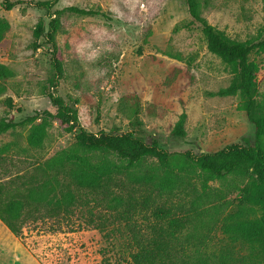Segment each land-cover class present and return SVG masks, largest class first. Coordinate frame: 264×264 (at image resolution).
<instances>
[{
    "label": "rangeland",
    "instance_id": "374dc122",
    "mask_svg": "<svg viewBox=\"0 0 264 264\" xmlns=\"http://www.w3.org/2000/svg\"><path fill=\"white\" fill-rule=\"evenodd\" d=\"M11 1L20 3L6 9L0 0V63L14 71L13 77L0 81L5 87L0 92V119L13 117L22 122L38 112L54 111L46 93L53 91L76 110L80 125L92 133L132 131L168 152L195 155L254 143V126L238 109L240 94H209L228 86L233 75L208 50L186 0H59L52 13L78 6L101 10L110 19L61 17L56 40L64 73L55 89L48 80L50 54L44 38L40 49L31 47L36 24L44 20L48 29V11L37 6L47 0ZM198 1L203 17L231 38L246 41L260 36L262 0ZM250 59L263 69L260 103L264 99V53L253 52ZM7 98L13 100L12 107L7 106ZM183 112L186 135L177 137L172 130ZM49 122L47 137L39 147L28 144L31 124H19L0 134V184L9 174L74 143L76 132H67L58 120ZM248 181L247 176L230 174L210 181L206 193L196 176L171 191L151 193L137 187V198L149 195L151 199L130 219H115L99 207L94 212L108 218L105 231L86 226L85 212H77L70 230L55 231L58 222L54 220L27 224L24 242L41 264H123L136 249L134 234L149 238L152 225L159 221L155 211L165 206L171 207L173 215L190 220L182 230L185 252L179 264H248L250 246L231 240L222 230L228 213L244 217L255 213L256 206L243 195ZM127 190L118 192L126 194ZM105 257L107 262H103Z\"/></svg>",
    "mask_w": 264,
    "mask_h": 264
},
{
    "label": "trees",
    "instance_id": "16d2710c",
    "mask_svg": "<svg viewBox=\"0 0 264 264\" xmlns=\"http://www.w3.org/2000/svg\"><path fill=\"white\" fill-rule=\"evenodd\" d=\"M58 2H37V6L48 11L50 21L48 29L44 20L36 24L31 44L34 50H38L41 48L40 40L44 38L48 45L51 65L48 80L54 89L64 73L61 50L56 40L61 17L71 14L110 19L101 10L78 6H67L52 13L51 9ZM262 2L264 6V0ZM19 3L2 0L6 9H12ZM186 3L192 20L199 24L208 50L221 58L233 75L228 86L209 94L220 97L240 94L238 109L246 113L254 126V143L231 144L219 151L198 155L189 151L171 153L156 141L147 143L132 131L121 134L89 132L80 125L74 108L53 91H47L54 111L38 112L22 122L15 121L13 117L0 119V134L19 124H31L27 136L31 147L44 143L50 119L60 121L67 132H76L72 145L9 174L8 179L0 184V220L23 244L27 246L24 239L29 223L54 220L58 222L55 231L70 230L76 213L85 212L82 215L86 226L94 225L105 231L108 218L94 212L99 207H104L115 219H130L140 205L145 207L151 199L149 195L137 198V187L152 190L151 193L153 190L171 191L184 180L196 176L203 193H206L211 189L210 181L237 174L249 178L243 195L256 206L255 213L249 217L228 213L223 218L222 230L231 240L250 246L251 261L248 264L264 261V99L260 103L257 101L263 69L257 61L250 59L253 52L264 53V25L257 39L239 41L209 23L201 13L198 0H186ZM13 76L14 71L0 63V81ZM4 89L0 84V92ZM6 104L12 107L13 100L7 98ZM186 118L183 112L172 130L173 135H186ZM38 119L41 121L36 122ZM124 188L128 189L126 194L118 192H123ZM155 215L159 221L152 225L151 236L141 239L134 234L136 249L123 264H179L181 253L185 252L182 230L190 220L186 216L173 215L171 207L165 206L158 207ZM254 258L260 261L252 262ZM104 261H108L106 257Z\"/></svg>",
    "mask_w": 264,
    "mask_h": 264
},
{
    "label": "crops",
    "instance_id": "0c3cea01",
    "mask_svg": "<svg viewBox=\"0 0 264 264\" xmlns=\"http://www.w3.org/2000/svg\"><path fill=\"white\" fill-rule=\"evenodd\" d=\"M0 264H41L28 246L15 237L1 220Z\"/></svg>",
    "mask_w": 264,
    "mask_h": 264
}]
</instances>
